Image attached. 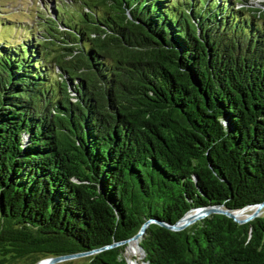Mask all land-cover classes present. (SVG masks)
Wrapping results in <instances>:
<instances>
[{
	"label": "trees",
	"instance_id": "1",
	"mask_svg": "<svg viewBox=\"0 0 264 264\" xmlns=\"http://www.w3.org/2000/svg\"><path fill=\"white\" fill-rule=\"evenodd\" d=\"M55 1L37 37L0 41V264H137L103 248L147 221L145 264H264V211L157 224L264 201V8Z\"/></svg>",
	"mask_w": 264,
	"mask_h": 264
},
{
	"label": "rangeland",
	"instance_id": "2",
	"mask_svg": "<svg viewBox=\"0 0 264 264\" xmlns=\"http://www.w3.org/2000/svg\"><path fill=\"white\" fill-rule=\"evenodd\" d=\"M64 1L65 6L68 8L70 7V1L69 0H62ZM245 2H240L242 5L247 4L248 7L253 8H264V0H243ZM53 4H57V1L55 0H0V18L9 19V22L7 21V25H3L0 22V41L3 43H9L12 46H16L21 41L26 40V37H28L29 34L34 35L37 37L39 35L38 30H42V23L44 18H48L52 16V12L50 11V5L53 10ZM237 7H241V5H236ZM74 11H76L75 8L71 7V11H69L66 16V23L71 22L74 23L77 19L74 15ZM63 13L60 10V14ZM73 14V15H71ZM74 17V18H73ZM11 26V27H10ZM264 211V208L261 209L260 214H262ZM252 212H247L242 218L244 219L247 216H249ZM131 253L133 254V258H135V261L137 264H145L144 263V253L142 251L140 255L139 249L137 245L131 244ZM123 256L128 261V264L130 263L129 260V254L128 253H122ZM87 257V256H85ZM85 257L76 258L72 261V264H81L83 262V259ZM68 261L62 262L59 264H67Z\"/></svg>",
	"mask_w": 264,
	"mask_h": 264
},
{
	"label": "water",
	"instance_id": "3",
	"mask_svg": "<svg viewBox=\"0 0 264 264\" xmlns=\"http://www.w3.org/2000/svg\"><path fill=\"white\" fill-rule=\"evenodd\" d=\"M254 207H256V210H254L253 213H251L249 216H247L246 218L244 219H239L237 218V216L235 215L234 212H230L228 210H224L222 209L221 207H206V208H200V209H196V213H197V216L193 219V220H190V221H186L184 222L183 224H180L181 223V220L184 218V216L173 226H166L162 223H157L167 229H170V230H173V231H179V230H182L186 227H188L189 225L199 221V220H202L206 217H208L209 215H212V214H222V215H225L229 218H231L233 221H235L236 223H239V224H242V223H245V222H248L252 219H254L255 217H258L260 215V211L262 208H264V201L260 204H257L255 205ZM150 223V221H147L146 223H144L142 225V227L140 228V230L138 231V233L136 235H134L133 237H131L130 239L124 241V242H120V243H115V244H112L108 247H104L103 249H107V248H111V247H115L117 245H122V244H125V243H129L130 241H137V247L140 251H142V248L139 246L138 244V241L140 239V237L143 235L146 227L148 226V224ZM102 249H98V250H94V251H89V252H85V253H76V254H70V255H62V256H56V257H49V258H46V259H43L41 261H39L37 264H59V263H62V262H66V261H70V260H73V259H76V258H81V257H85V256H89L93 253H96L98 251H100ZM143 252V251H142Z\"/></svg>",
	"mask_w": 264,
	"mask_h": 264
},
{
	"label": "bare ground",
	"instance_id": "4",
	"mask_svg": "<svg viewBox=\"0 0 264 264\" xmlns=\"http://www.w3.org/2000/svg\"><path fill=\"white\" fill-rule=\"evenodd\" d=\"M254 210H256V207H248L243 210L235 212V215L237 216V218H242L247 212H252ZM196 216H197L196 211H191L184 216L180 224H183L186 221L193 220ZM129 243L137 245V242L135 240L130 241Z\"/></svg>",
	"mask_w": 264,
	"mask_h": 264
}]
</instances>
